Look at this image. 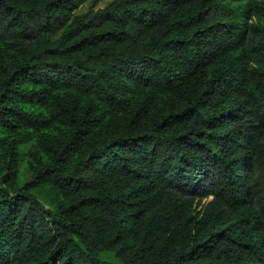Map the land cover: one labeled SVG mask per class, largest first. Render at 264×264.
<instances>
[{
	"label": "trees",
	"instance_id": "16d2710c",
	"mask_svg": "<svg viewBox=\"0 0 264 264\" xmlns=\"http://www.w3.org/2000/svg\"><path fill=\"white\" fill-rule=\"evenodd\" d=\"M88 1L0 0V264H264V0Z\"/></svg>",
	"mask_w": 264,
	"mask_h": 264
},
{
	"label": "rangeland",
	"instance_id": "374dc122",
	"mask_svg": "<svg viewBox=\"0 0 264 264\" xmlns=\"http://www.w3.org/2000/svg\"><path fill=\"white\" fill-rule=\"evenodd\" d=\"M110 0H101L96 8H101L103 6H105V4L107 2H109ZM89 7V1L88 0H79V3H78V9L77 11L80 12V11H84L86 10L87 8ZM245 174V172L243 173ZM23 178L24 179H27V175L26 174H23ZM40 198L42 200V203L44 204L45 208H50L51 207V202H49V198H48V192L43 190L42 192H40ZM108 259L113 263V264H121L116 258L115 256H113V254H108L107 255Z\"/></svg>",
	"mask_w": 264,
	"mask_h": 264
}]
</instances>
